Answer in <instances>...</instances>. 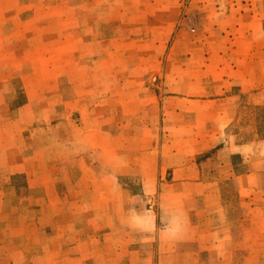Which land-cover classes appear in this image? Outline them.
I'll return each mask as SVG.
<instances>
[{
    "label": "rangeland",
    "instance_id": "1",
    "mask_svg": "<svg viewBox=\"0 0 264 264\" xmlns=\"http://www.w3.org/2000/svg\"><path fill=\"white\" fill-rule=\"evenodd\" d=\"M230 1L0 0L11 17L0 27V168L19 155L45 184L0 171V264H45L88 233L94 249L111 246L99 232L105 197L108 215L116 197L123 214L156 215L147 179L168 181L162 158L212 128L180 111L178 83L198 68L192 52L218 51L225 72ZM230 94L238 107L220 146L264 140L260 94Z\"/></svg>",
    "mask_w": 264,
    "mask_h": 264
},
{
    "label": "crops",
    "instance_id": "2",
    "mask_svg": "<svg viewBox=\"0 0 264 264\" xmlns=\"http://www.w3.org/2000/svg\"><path fill=\"white\" fill-rule=\"evenodd\" d=\"M229 4L225 72L220 70L218 51L192 52L186 60L198 59V68L178 83V101L185 106L180 111L187 112L193 123L212 128L199 138L192 136L198 143L188 145L194 148L187 153L180 150L162 158L164 169L171 173L168 181L156 184L147 179L144 186L159 189L156 215L147 210L150 207L123 214L122 197L114 199V211L108 215L111 198L105 197L98 218L100 224L105 222L99 232H107L100 239L114 236L113 244L100 242L94 249L88 233L81 244L56 250L54 259L45 258V264H264V140L241 144L234 135L230 142L219 144L237 112L232 89L246 96L260 94L262 102L256 104L264 106V0ZM0 17V27H7L11 17ZM254 60L259 63L253 69ZM13 159L0 168L9 173L8 181L15 174H25L30 190L45 185L32 178V167L21 156ZM123 229L128 231L125 241ZM66 253L70 255L64 258Z\"/></svg>",
    "mask_w": 264,
    "mask_h": 264
}]
</instances>
